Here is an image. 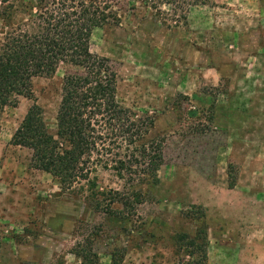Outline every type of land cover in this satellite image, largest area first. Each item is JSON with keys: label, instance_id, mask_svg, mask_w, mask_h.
I'll return each mask as SVG.
<instances>
[{"label": "rangeland", "instance_id": "1", "mask_svg": "<svg viewBox=\"0 0 264 264\" xmlns=\"http://www.w3.org/2000/svg\"><path fill=\"white\" fill-rule=\"evenodd\" d=\"M112 3L119 22L96 28L90 49L116 72L119 104L153 119L157 179L98 167L61 188L34 168L12 136L34 102L54 130L62 77L80 69L33 78V99L0 107V264H81L77 252L94 264H185L199 253L178 236L201 230L206 264H264V0ZM132 190L131 208L115 201Z\"/></svg>", "mask_w": 264, "mask_h": 264}, {"label": "trees", "instance_id": "2", "mask_svg": "<svg viewBox=\"0 0 264 264\" xmlns=\"http://www.w3.org/2000/svg\"><path fill=\"white\" fill-rule=\"evenodd\" d=\"M118 22L112 0H0V107H16L21 97L33 99V78L53 75L60 64L80 69L62 77L54 130L34 102L12 136L13 144L31 151V165L49 173L61 188L88 182L98 167L113 169L119 176L124 171L146 173L156 180L163 164L162 141L145 139L153 119L119 104L116 72L106 57L90 49L96 28ZM123 145L128 150L122 154L116 149ZM233 170L228 164L229 188L236 182ZM114 194L115 201L131 208L141 191L132 190V198L129 192ZM203 233L179 234L192 257L199 253L185 264H206ZM77 255L81 264L96 262ZM119 262L113 259L112 264Z\"/></svg>", "mask_w": 264, "mask_h": 264}]
</instances>
